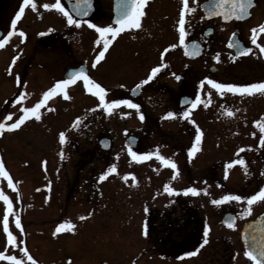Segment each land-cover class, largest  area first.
<instances>
[{"label":"rangeland","instance_id":"obj_1","mask_svg":"<svg viewBox=\"0 0 264 264\" xmlns=\"http://www.w3.org/2000/svg\"><path fill=\"white\" fill-rule=\"evenodd\" d=\"M48 14L46 18L37 17L33 29L39 31L51 26L50 29L54 33H71L69 36L74 37L71 43L73 47L67 52L60 48L53 49L49 56L50 62L47 61L48 65L33 73L36 79L29 83L26 78L30 87L27 81L12 87L11 80H14L16 73L10 74L0 68V122L11 123L21 114V107L35 105L42 98V93L55 84L54 80L64 76L67 66L75 67L77 60L85 56L93 60L91 49L94 42L91 37L96 30L84 23L79 28L69 26L66 18L58 11L48 10ZM255 14L256 19L248 24L264 17V1H261ZM77 33L83 34L82 50L77 47ZM260 43L264 44V37L260 39ZM248 63L260 64L264 69V60L254 62L251 59L243 64ZM258 70L262 71L261 67ZM104 71L107 75L101 78L103 86H116L113 80H117L118 76L122 78V71L113 75L105 70L103 65L98 64L95 68L92 67L90 73L101 75ZM18 72L22 75L21 67ZM30 74L31 71L27 77ZM125 82L126 84H122L124 87L119 83L117 88L105 87L108 90L107 98L119 99L120 93L124 98L123 92L129 86L128 79ZM13 92L17 98L16 102H6V94ZM22 92L25 93L24 97L20 96ZM66 92L70 99H65L63 94L57 93L47 101L40 109L41 120L29 119L18 130L4 131L0 135V160L3 161L16 189L14 191L9 188L7 179L0 177V190L13 201L14 212L20 217L22 233L20 229L15 228L14 216L10 215L9 225L18 238V244L23 241L19 247H26L37 264H67L69 258L71 264H217V259H229L231 255L234 264H244L237 233L227 232L220 227V211H225V207L231 203L216 205L211 202L226 195L223 190L226 187L219 184L218 180L216 184L210 185L211 182L207 184L206 181L198 179L189 185L196 188L198 194H182L185 199H189L190 207L195 209L193 212L198 215L200 222L205 221L204 227L210 229L207 247L195 261L186 257H174L170 252L169 248H174L172 243L181 239L180 235L175 236L178 232L172 228L169 230L168 226L164 225L169 231L166 244H160L156 239L160 235L158 226L161 227L160 224L166 220L169 224L177 223V226L181 225L179 227L183 228V213L172 211L175 201L172 203V197L175 193H183L184 189L189 188L185 186L184 179L190 176L207 177L209 171L220 175L224 170L222 161L226 159L230 164L232 157L238 154L234 133L221 130L219 120H216L217 125H213L217 131L210 133L204 129L202 115L209 111L230 110L233 112V115L229 116L231 128H240L244 116L249 118L264 111L261 103L248 99L246 95H229L226 98L213 90L212 106L210 104L199 108L197 105L189 111L192 112L199 128L201 140L197 144L198 150L191 157L188 155L185 159L187 163L182 164L185 152L181 153L178 149L174 151L170 146L176 144L178 148L180 143H187L184 137L157 132L155 122L150 126L151 134L139 136L140 144L149 145L150 148L136 153L138 157L152 153L151 158L138 160L130 155L124 140L128 132L137 134L139 129L145 127L140 118L142 105H139V110L121 106L108 113L98 107V98L87 92L82 82L68 86ZM221 99L229 105L228 108L221 106ZM9 114H12V120L5 121L4 117ZM205 115L207 116L206 113ZM61 132L66 135L64 144L59 142ZM106 135L111 138V146L101 150L99 141ZM229 137L230 141L226 140ZM226 145H229L227 149ZM157 152L175 163L176 169L162 164L156 157ZM112 166L116 167L117 172L100 181V175ZM174 172L178 173L175 178ZM234 172V176L239 174L238 171ZM125 176L127 180L124 179ZM165 185L174 189V192H166ZM229 185L238 187V184L233 182H229ZM242 205L243 209L247 207L246 203L242 202ZM262 206L264 201L254 203L251 215ZM4 208L3 201H0V226ZM146 213L149 217L148 227L143 225ZM80 216L87 218L80 220ZM65 221L74 224L75 230H65L53 236L55 229ZM157 221H160L159 225H156ZM2 230L0 227V252L7 249L6 254L23 258L19 247L7 246V237ZM216 236L230 238L232 246L227 242L225 249L223 245H214L211 240ZM198 237L199 229L196 230L195 239ZM215 248L217 252L213 253ZM0 264L8 262L0 261Z\"/></svg>","mask_w":264,"mask_h":264},{"label":"flooded vegetation","instance_id":"obj_2","mask_svg":"<svg viewBox=\"0 0 264 264\" xmlns=\"http://www.w3.org/2000/svg\"><path fill=\"white\" fill-rule=\"evenodd\" d=\"M206 1L207 0H198L196 5H192L196 8V12L189 17L191 24L190 27H188V50H191V41H197L200 45L198 55L186 56L184 54L185 49L179 46L178 43L177 21L179 19L181 0H147L146 6L143 9L145 15L141 18L140 28L128 29L117 35L114 39H112L109 34L101 36L98 32H94L91 37V40L94 42V46L91 49L92 55L94 54L93 60L91 58H86V56L77 60L75 66L83 64L90 73L95 56L102 50L103 40L106 38L110 39L109 48L105 53V57L97 64L103 65L105 70L108 72L110 71L113 75L122 71V75H120L122 78L120 79L118 76L117 80H113L116 82L114 83L117 84L116 86H103L101 78L107 75L105 71L101 75H97L95 72L93 75L90 73V77L103 87L110 89H112V87L117 88L119 86L118 83L122 85L124 82L126 84L125 81L128 79L129 86L128 89L123 92L124 98L131 99L134 103L142 105L140 115L143 116L142 122L145 124V127L139 129V133L134 134L128 132V134H126L135 139L134 146L129 148L131 151H135V153H137V151H146L150 148L149 145L144 146L143 143L140 144L139 136L140 134L142 136L151 134L152 131L150 126L155 122L158 129L157 132L184 137L187 143H180L178 148L176 144L171 145L170 148L174 149V151L178 149L181 153L185 152L186 156H182L184 160L182 164H186L187 162L185 159L188 156V149L192 147L193 141L195 143L197 129L199 128L196 126L192 112H189L190 118H184L182 114L185 111H192L191 105L185 103V101H194L197 94L201 97V102L198 104L199 108H203L205 104H211L212 106V91L216 90L211 89L205 78L215 80L219 83L237 85L264 81V69L262 65H255L254 63L243 64L251 59L254 62H257V60L259 61V59L264 60V54H261L259 49L253 45L250 40L251 29L263 24L264 17L256 20L252 24H248L249 21L256 19L255 11L259 8L261 1L264 0H254V6L249 10L251 15L247 18L243 20L231 19L229 21H224L219 16L201 19L205 13L202 9V5ZM35 2L37 4V9L33 11L30 6L25 8L21 18L17 21L15 30H13L14 34L5 42L3 47H0V68L10 74L13 72L16 73L14 80H11L12 87L14 88L17 87L19 82L25 83L26 81L28 87H30L29 83L36 79H34L33 73L36 72L37 69H44V67L48 65L47 61L50 62L49 56L53 49L60 48L63 52H67L73 47L71 43H73L74 37L71 38V36H69L71 33L68 34V32L63 31L61 33H54L53 31H49L51 26H46L45 30L36 31L33 29L37 17L44 16L46 18V15H49L48 10L44 9L41 5L54 1L35 0ZM21 3L22 0H0V39L7 35L8 31L12 30L11 20L15 18V14L19 10ZM61 3L67 10L64 0H61ZM117 4L118 0H94V10L91 16L80 20L82 22L88 21L95 23L98 27L114 24L117 15ZM21 31L25 34L23 37L19 35ZM233 33H236L235 38L239 40L244 47L253 49L252 53L248 55H234V52L228 46V41ZM263 37L264 33L259 34L257 43L264 45L260 43V39ZM53 42L54 44H52ZM76 43L78 50H82L83 34L77 33ZM171 44H177V47L165 53L164 49L168 48ZM217 56H219L218 60L216 59ZM13 57H17L15 63H12ZM108 58H110V60H107ZM106 63H108V65ZM161 63L166 65V67L161 68L157 77L148 84L143 85L139 89L137 96H131V90L147 77L151 68L157 67ZM19 67L22 68V75L18 72ZM260 67L262 71L258 70ZM29 71H31V74L27 77ZM176 76H179L180 79L177 80ZM26 78H28L29 83ZM44 78L47 79L45 76ZM61 79H63V76L62 78H56L54 82ZM201 81H205L203 87L200 85ZM14 92L9 95L6 94V102H16L17 98ZM121 95L120 93L119 99L123 98ZM223 95H225L224 97L226 98H228L229 95L240 96L239 94L228 92H225ZM246 96L256 103H261L264 107V94L257 93ZM221 106H226L225 108L229 107L223 99H221ZM168 112H173L175 114L174 117L166 118ZM205 113L202 115V120H204L203 125H205L204 129L210 131V133L213 130L217 131L213 125H217L216 120H219L222 125L220 127L221 130L223 129L224 132L234 133V144L238 148V154L232 157L230 164L226 159L222 161L224 170L220 175H216V172L213 173V171H209L207 177L199 176L196 178L190 176L184 179L185 186L190 187L192 183L200 179L206 181L207 184L211 182L210 185L216 184L218 181L220 182L219 184H224L226 187L223 188L224 194H235L247 197L259 191L260 187L264 186V175H262V173H264V146H261L260 128L255 122L259 121L264 123V111L259 112V115L253 112L256 116H249V118H247V116L245 118L244 116V118L241 119L242 125L240 128L235 129L231 128V118H229V115H227V112L224 110ZM105 138L109 139L110 148L111 138L109 135H106ZM226 140L230 141V137ZM228 146L229 145H226L225 148L227 149ZM100 147L99 145V148ZM241 149H243V151H241ZM239 159H243L246 162L247 174L241 165L233 163ZM180 165L181 164L178 162V166ZM234 171H238L239 174L234 176ZM228 181L230 183L233 182L235 185L238 184V187H229ZM182 194L185 193L180 191L175 193L172 197V203L175 200L174 209L172 211H181L183 213L181 217L184 222L182 225L183 228L179 227L181 225L177 226V223L175 224L172 222V224H169V221L166 220L164 223L160 224L161 227L158 226L160 235L157 236L156 241L160 244H166L168 242L167 238H169L167 237L169 236L168 229L170 230V228H172L178 232L175 236L180 235L181 239L175 240V242L172 243L174 248H169L170 252L173 253L174 257L180 259L186 257L195 261L197 256L207 247L208 242L203 244L205 221L200 222L198 215H195L193 212L195 209L190 207L189 199H185ZM182 200H187L188 202H183ZM229 203L231 204L225 207V211H220V213L221 217L225 212L231 213L235 221V228L226 227L221 221L220 227L227 232L235 231L237 233L238 242L243 253L244 247L241 239L243 225L255 219L259 214L264 213V206L259 207L254 215L241 216L240 214L244 211L242 202L230 201ZM148 219V213H146L143 223L145 227L149 225L147 223ZM160 220L163 219L160 218ZM159 223L160 221H157L156 225H159ZM164 225L168 226V229H166ZM0 227L3 228L2 226ZM147 229L148 228H146V230ZM197 229H199V237L196 240ZM225 238L226 239L222 236H216L211 241H214V245H223L225 249V242L232 246L231 239L228 237ZM201 244H203V247H201ZM165 246L166 245H164V247ZM197 249H199L198 252L196 251ZM224 249L222 248V250ZM163 252L164 250L162 253ZM188 252H196V254L186 256L185 253ZM215 252H217V248L214 249L213 253ZM219 260L217 259V264L235 263L232 255L229 259L225 258L224 260ZM241 260H244V264H252L243 254Z\"/></svg>","mask_w":264,"mask_h":264},{"label":"snow or ice","instance_id":"obj_3","mask_svg":"<svg viewBox=\"0 0 264 264\" xmlns=\"http://www.w3.org/2000/svg\"><path fill=\"white\" fill-rule=\"evenodd\" d=\"M147 0H118L117 4V15L114 21V24H109L107 26L98 27L94 23H90L88 21H81L80 19L73 18V15L69 13L61 3V0H54L52 3H43L41 6L46 10H55L60 12L65 18L66 23L69 26H75L77 28L81 27V24H87L89 28H93L98 32L101 36H104L105 34H109L112 39H114L117 35L120 33L128 30V29H138L141 27V18L145 15L143 9L146 6ZM198 3V0H181V8L179 11V19L177 21V30H178V43L179 46L183 47L185 49L184 54L186 56H194L198 55L200 51V45L197 41H191V50H188L189 44L187 41L188 36V27H190V20L189 17L192 16L196 12V8L192 5H196ZM230 5V7H229ZM31 7L33 11L37 9V4L35 0H22V3L19 6V10L15 14V18L11 20V29L8 31L7 35H5L2 39H0V47H3L5 45V42L14 34L15 27L17 24V21L21 18L22 14L25 11L26 7ZM90 0H76V4L74 6V11L77 13V15H87V8L90 7ZM254 6V0H209L208 3H205L203 5L205 9L204 16L201 17V19L204 18H212L214 16H220L224 20H230V19H244L251 15V12L249 11L251 7ZM49 31H52V29H49ZM264 33V24H260L253 29H251V43L255 45L261 54H264V45H261L257 43L259 34ZM19 35L23 37L25 34L21 31L19 32ZM233 38L236 36V33L232 34ZM110 44V39H104L102 44V50L98 52V54L95 56V59L92 63V67L95 68L97 66V63L101 61L105 57V53L107 52ZM230 48H233L236 50V55H248L252 53L253 49L250 47H243L241 45V42L237 39L230 38L229 45ZM177 47V44H171L168 46V48L164 49V52L167 53L170 49H175ZM163 55V54H162ZM17 57H13L12 63H15ZM216 59H219V56L216 57ZM166 67L163 63H161L157 67L151 68L149 74L147 77L140 81L135 86V89L133 91L140 89L143 85L148 84L150 81H153L154 78L157 77V74L160 72L161 68ZM176 79L179 80L180 77L176 76ZM207 84L211 87V89H215L219 94L223 95L225 92L232 93V94H239L241 96L245 95H254V94H264V81L262 82H255V83H248L244 85H237V84H231V83H219L215 80L205 78ZM78 81L83 83L84 89L91 93L93 96L98 98V107H101L103 111L111 113L113 110L125 106L127 108L136 109L139 110V105L134 103L131 99H108L107 94L108 90L103 87L100 83L96 82L94 79L90 77V75L86 72V70L83 67H80L77 70L72 71L68 74L67 78L57 80L55 84L44 91L42 93V98L39 99L35 105L32 107H21L20 108V115L17 119H15L11 123H5L0 122V135L3 134L4 131H15L18 130L26 121L29 119H35L37 121L41 120V113L40 109L44 107L47 103V101L53 97L57 93L63 94V97L65 99H70L68 96L66 89L69 85H74ZM205 84V81H201L200 85L203 87ZM121 87H124V85H121ZM210 95V94H209ZM21 97L25 96V93H20ZM201 102V97L199 94L196 95L194 101H185V103H189L191 105V108H195L199 103ZM207 107V104L204 105ZM173 112H168L166 114V118H173L174 117ZM184 118H190L189 111L183 112ZM227 115L232 116V111H227ZM143 119V116L140 117ZM5 121L12 120V114L7 115L4 117ZM79 122V118H77V123ZM260 128V143L261 146H264V123H261L259 121L255 122ZM75 126V125H74ZM201 140V134L199 129H197V134L195 137V143H193L192 147L188 149V155L191 157L194 152H196L197 144H199ZM59 142L61 144H64L66 142V135L64 132L59 133ZM243 151V149H241ZM130 155L134 159L142 160V159H149L152 156V153H148L144 156H137V154L131 149H129ZM157 159L161 161L162 164H167L172 169H176V164L173 162H170L167 160L164 156L160 155L158 152L156 153ZM233 163L241 165L245 173L247 174V165L246 162L243 159H239L237 161H234ZM117 169L115 166L110 167L105 173L101 174L99 177L100 181H104L107 176L111 173H116ZM177 172H174L173 178L177 175ZM264 175V173H262ZM0 177H4L7 179V185L9 188H14L13 180L9 176V173L5 170V166L2 160H0ZM125 180H127V176L124 177ZM165 191L168 193H173L174 189L169 187L168 185H165ZM185 194H198V190L193 187H189L187 189H184ZM0 201H3L5 208H4V215L2 219V226H3V232L6 234L7 237V246L10 248H17L19 247V244H23V241H19L18 244V238L16 235L13 234V232L10 230V215L14 216V224L16 229H20L21 233L23 232V228L21 225V220L18 215L15 214L14 208H13V201L10 199L8 195H5L3 190H0ZM243 202L246 203L247 207L244 209V211L240 214L241 216L245 215H251L252 212V205L257 202L264 201V186L260 187L259 191L255 192L254 194L250 196H241V195H235V194H226L223 197H221L218 200H212L211 202L213 204L219 205L224 202ZM89 216L91 213L88 214ZM87 217L80 216V220H84ZM227 227L229 228H235V223L229 219L228 221H225ZM249 229L253 231V233L257 232V229L254 225H249ZM74 231L75 225L72 224L70 221H65L59 224V226L55 229L53 232V236H56L57 234L61 233L62 231ZM210 229L206 226L204 229V239L203 244H206L208 242L207 237ZM259 234H252L249 237L250 243H248V246L243 250V255L247 259H249L252 264H264V228H261L258 230ZM247 243V241H246ZM203 244H201V247H203ZM7 251V249H6ZM5 252H0V261L8 262V264H37V261L30 255L28 249L26 247H19L20 253L23 254V258L18 257L17 255L12 254H6ZM197 252L199 249L196 250ZM196 252H188L185 253L186 256H192L195 255ZM26 258V259H25ZM67 264H71V258L68 259Z\"/></svg>","mask_w":264,"mask_h":264},{"label":"water","instance_id":"obj_4","mask_svg":"<svg viewBox=\"0 0 264 264\" xmlns=\"http://www.w3.org/2000/svg\"><path fill=\"white\" fill-rule=\"evenodd\" d=\"M93 1L94 0H90V5L91 6L87 8V15L84 16V15H77V13L73 10L74 9V6L76 4V0H64V2L66 4V7H67V10L69 11V13L71 15H73V17L78 18V19L87 18V17H89L92 14V12H93ZM208 2H209V0H207L206 2H204V4L205 3H208ZM203 5H202V9L205 12V9H204ZM229 7H230V5H229ZM221 19L224 20L222 17H221ZM239 20H243V19H239ZM224 21H226V20H224ZM227 21H229V20H227ZM231 38L232 39H236L235 37L233 38V36H231ZM228 45H229V41H228ZM230 49L234 52V55H236V50L233 49V48H230ZM237 56H239V55H237ZM80 67H83L86 70V72L88 73L86 67L83 64H81V65H78L76 67H70V68H68L65 71V73H64V76H63L64 79L67 78V76H68L69 73H71L74 70L79 69ZM133 89H135V87ZM133 89L131 90V96H134L135 97V96L138 95L139 89H137L135 91H133ZM99 143H100V145H101V147L103 149H107L108 146H109V139L102 138V139H100ZM134 144H135V139L132 136H129V137L126 138L125 145H127V146H133ZM229 219H231L233 222H235L234 219H233L232 214L229 213V212H225L223 214L222 218H221L222 224H224L227 227L225 221H228ZM249 225H254L255 228L257 229V232L256 233H253V231L251 229H249V227H248ZM261 228H264V213L259 214L255 219L250 220V221L246 222L243 225V228L241 230V239H242V242H243L244 249L248 246V243H250V240H249L250 235H252V234H257L258 235L259 234L258 230L261 229ZM246 241H247V243H246Z\"/></svg>","mask_w":264,"mask_h":264}]
</instances>
